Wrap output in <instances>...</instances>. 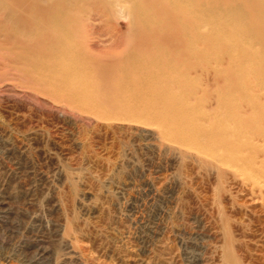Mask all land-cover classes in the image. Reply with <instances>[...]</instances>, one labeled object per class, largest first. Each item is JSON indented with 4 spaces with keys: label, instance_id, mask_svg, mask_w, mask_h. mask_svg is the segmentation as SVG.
<instances>
[{
    "label": "rangeland",
    "instance_id": "obj_1",
    "mask_svg": "<svg viewBox=\"0 0 264 264\" xmlns=\"http://www.w3.org/2000/svg\"><path fill=\"white\" fill-rule=\"evenodd\" d=\"M85 13L101 52L108 28ZM213 66L200 76L210 100ZM21 70L0 55V264H264V199L243 196L233 172L151 120L100 119L53 99L36 70Z\"/></svg>",
    "mask_w": 264,
    "mask_h": 264
},
{
    "label": "bare ground",
    "instance_id": "obj_2",
    "mask_svg": "<svg viewBox=\"0 0 264 264\" xmlns=\"http://www.w3.org/2000/svg\"><path fill=\"white\" fill-rule=\"evenodd\" d=\"M82 13L108 28L101 52ZM0 55L97 118L151 120L264 199V0H0ZM211 63L223 79L213 100L200 83Z\"/></svg>",
    "mask_w": 264,
    "mask_h": 264
}]
</instances>
